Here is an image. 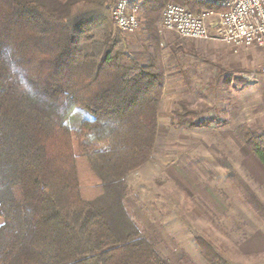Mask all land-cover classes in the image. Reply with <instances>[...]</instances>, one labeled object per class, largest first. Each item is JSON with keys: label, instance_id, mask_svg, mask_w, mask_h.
I'll return each instance as SVG.
<instances>
[{"label": "trees", "instance_id": "trees-1", "mask_svg": "<svg viewBox=\"0 0 264 264\" xmlns=\"http://www.w3.org/2000/svg\"><path fill=\"white\" fill-rule=\"evenodd\" d=\"M78 3L87 10L71 20ZM162 3L141 0L155 52ZM110 8L0 0V264H166L128 207L125 182L152 154L164 74L156 53L139 63L95 32ZM235 132L264 168V132ZM196 242L206 264H228Z\"/></svg>", "mask_w": 264, "mask_h": 264}, {"label": "rangeland", "instance_id": "rangeland-1", "mask_svg": "<svg viewBox=\"0 0 264 264\" xmlns=\"http://www.w3.org/2000/svg\"><path fill=\"white\" fill-rule=\"evenodd\" d=\"M137 2L135 32L121 31L110 14L94 29L118 39L139 63L156 53L164 74L152 154L125 177L127 205L166 264H206L196 238L228 264H264V168L235 132L257 111L245 88L263 66L239 67L241 52L252 47L159 33L163 9L155 52ZM169 2L176 1L163 0V8ZM86 10L78 3L70 19Z\"/></svg>", "mask_w": 264, "mask_h": 264}, {"label": "built area", "instance_id": "built-area-1", "mask_svg": "<svg viewBox=\"0 0 264 264\" xmlns=\"http://www.w3.org/2000/svg\"><path fill=\"white\" fill-rule=\"evenodd\" d=\"M198 1L213 4L219 10L195 13L183 4L169 2L157 24L159 33L173 32L184 38L218 40L246 48L264 46V0ZM110 15L123 32L133 33L141 25L137 0H114Z\"/></svg>", "mask_w": 264, "mask_h": 264}, {"label": "crops", "instance_id": "crops-1", "mask_svg": "<svg viewBox=\"0 0 264 264\" xmlns=\"http://www.w3.org/2000/svg\"><path fill=\"white\" fill-rule=\"evenodd\" d=\"M240 66L252 69L253 67L264 66V46L252 47L246 51H242L240 54ZM258 77L255 80L247 81L250 84L245 91H251L248 93L249 98L256 104L257 111L247 118L244 122L256 132H264V74H257ZM243 92V91H242ZM243 108V106H242Z\"/></svg>", "mask_w": 264, "mask_h": 264}]
</instances>
